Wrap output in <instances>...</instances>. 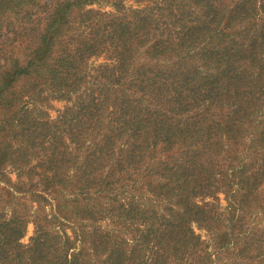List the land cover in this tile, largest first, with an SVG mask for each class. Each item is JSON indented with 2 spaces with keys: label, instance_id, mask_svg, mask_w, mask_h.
<instances>
[{
  "label": "rangeland",
  "instance_id": "obj_1",
  "mask_svg": "<svg viewBox=\"0 0 264 264\" xmlns=\"http://www.w3.org/2000/svg\"><path fill=\"white\" fill-rule=\"evenodd\" d=\"M250 45L253 62L231 54ZM219 122L233 139L204 136ZM241 179L254 190L239 206ZM193 200L209 220L190 221L202 256L170 264H260L218 235L239 216L264 228V0H0V215L25 222L19 243L50 230L76 264H154L169 236L152 233V211Z\"/></svg>",
  "mask_w": 264,
  "mask_h": 264
},
{
  "label": "trees",
  "instance_id": "obj_2",
  "mask_svg": "<svg viewBox=\"0 0 264 264\" xmlns=\"http://www.w3.org/2000/svg\"><path fill=\"white\" fill-rule=\"evenodd\" d=\"M212 9V6L208 3L207 10L210 11ZM237 10V9H236ZM249 11V10H245ZM234 12L231 11L230 16L228 20H226V23L223 24V27H230L231 24H234V21H236V18L232 14ZM236 12V11H235ZM235 14V13H234ZM60 18H55V22L59 21ZM54 24V23H53ZM48 35L44 39V48L45 46H48ZM254 41L256 42L255 38L252 37ZM257 39V38H256ZM213 41L221 42L223 41V36L217 37ZM42 47V48H43ZM254 45H250L245 48V46H238L235 48L234 52L231 54L234 55V57L239 58H246L250 60L251 62L254 61V58L256 57L254 55ZM217 49H215L216 51ZM214 51V52H215ZM41 52L42 49H41ZM211 53L212 55L214 54ZM219 53V51L217 52ZM37 59V57H33L32 60H29L28 65L26 68L22 69L21 72H27V69L31 66L33 61ZM8 74V72H6ZM207 84L209 85L208 88H205L203 90L204 97L205 93L210 94L214 97L218 95L217 89L210 87L212 85V82L207 81ZM204 89V88H202ZM208 113V109H205L202 112V116L205 117V115ZM237 115V121L241 122L239 117L241 115L240 111L235 113ZM254 112H250L249 115L251 117V121L254 122ZM248 115V116H249ZM214 128H208V126L202 125V132L204 136L207 134L217 131L224 133L226 137L233 139L234 138V132L228 128V126H225L222 123H215ZM231 126V124L229 125ZM226 132H228L226 134ZM205 139V142L202 143L200 148H205L208 145L207 138H203V141ZM201 141L198 139V142ZM101 179H98L97 181H94L90 183L87 181L84 185H82L79 190L78 194H76L78 197L83 196V200L91 199L92 194L94 193L93 189L96 191H100ZM238 184H242V188L240 191V198L238 205H240V202H245L246 199L250 196V193L252 190H254V184L249 182L246 179H241L238 181ZM244 184V185H243ZM248 188H246V186ZM92 187V188H90ZM244 190V192H241ZM105 192H103L104 194ZM82 202V201H81ZM81 202L77 203V207L87 212V217L90 219L94 218V214L92 213L93 210L89 208L88 204L81 205ZM130 207H131V203ZM168 213H160L158 210L154 209L152 211L151 218L153 219V223L151 225V231L155 235H164L168 234L169 240L167 241L165 246H154V248H151L153 252L157 250L158 256L154 258V264H170L169 261L171 257H180L181 255H189L196 257L198 255V258L200 259L202 256V251L198 249V246L201 245L200 238L195 235V233L190 228V221H192L195 217L198 215V221L199 220H205L209 222L206 216V209L202 205H197L194 200L191 201L190 208L187 210H184L182 208L175 209L173 206L167 207ZM131 212V209H130ZM139 217L140 216H136ZM240 216L230 224L229 232L225 231L220 233L218 236H220V240L225 245H230L231 239L236 243V245H239L238 248H233V252H236L239 257H244L245 261L247 258H257L262 257L260 260V264H264V250L262 247L264 246V234H260L261 232H264V228H260L259 226H248L245 227L243 223L240 221ZM26 229V224L24 221H20L19 219L14 220H3L0 215V242L8 246V252L10 253L11 263L13 264H76L75 261L81 256L77 255L72 260H69V249L71 248L69 246L70 241L66 244L67 239L64 240L63 237L58 234L57 232H51L50 230H43L42 233H39L37 236H35L32 239V242L29 246H22L19 242L21 238L24 236ZM261 230V231H260ZM97 240V239H96ZM261 240V242H259ZM102 241V242H101ZM101 241L97 240L95 242V248H100L101 246L103 248L105 242L104 236L101 237ZM233 242V243H234ZM103 243V244H102ZM72 245V243H71ZM255 245V246H254ZM156 249V250H155ZM170 251L171 253L169 255H165V252ZM204 254V253H203ZM251 254V257H248L246 255ZM207 253L204 254L203 259L207 258ZM25 259H27L25 262ZM31 260V262H29ZM105 263L108 264H123L120 254H114L111 253L109 256L104 260ZM242 264H246V262H242Z\"/></svg>",
  "mask_w": 264,
  "mask_h": 264
}]
</instances>
